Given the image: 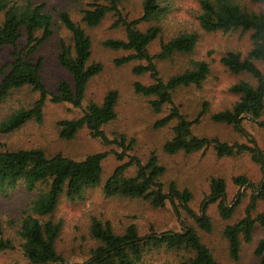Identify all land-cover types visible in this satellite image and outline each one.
<instances>
[{
    "label": "trees",
    "instance_id": "obj_1",
    "mask_svg": "<svg viewBox=\"0 0 264 264\" xmlns=\"http://www.w3.org/2000/svg\"><path fill=\"white\" fill-rule=\"evenodd\" d=\"M121 1L89 0L88 6L82 9L81 20L86 26H94L110 11L118 15L114 23L123 25L125 36L106 38L103 44L129 51L128 54L115 59L118 64L133 59L141 60L142 62L133 66V71L149 72L151 81H136L135 90L152 96L150 103L156 111H161L164 105H169L168 112L155 121L156 126L175 121L172 125V135L163 143L164 151L191 153L197 150L205 151L212 146L217 156L248 152L252 160L260 166L261 179L258 184L253 183L245 174L232 177L239 188L251 189L243 215L223 228L228 253L233 259H237L241 243L252 239L256 224L264 227V212L257 211L258 201L264 203V151L242 126L244 119H252L264 126V120L260 119L264 109V73L256 63L258 60L264 61V11L247 8L236 0H198L197 19L204 31H250L251 46L245 55L238 50L227 49L220 56L221 63L230 72L246 73L252 78H239L232 82L228 90L237 94V99L230 107L211 113L213 121L231 124L237 132L247 138V142H229L217 136L208 137L193 132L192 124L199 121L206 109L205 104L197 116L189 119L173 101V93L179 87L201 85L210 71L209 60L193 59L190 67L171 74L166 79L159 75L156 66V60L193 50L199 33L196 30L180 32L160 41L159 49L150 53L148 45L161 33L159 22L170 11V1L142 0V14L133 19L122 16L119 8ZM0 12V50L4 46H10L9 58L0 66V102L13 90L25 85L38 92V97L29 106H20L3 119L0 130H14L28 120L40 123L43 121V106L47 99L52 102L66 101L81 108L82 112L77 117L61 118L57 121L61 137L70 139L85 126L89 133L102 143H115L122 150H99L82 158H74L59 151L48 155L40 146L0 149V193L23 183L27 190H37L32 200V211L40 216L50 214L61 196L70 201L82 199L88 188L100 184L102 161L109 152H113L122 161L104 180L102 191L105 196L142 198L154 207L163 206L168 201L178 218L182 211H185L194 218L201 230L207 232L213 227L207 210L210 203H217L221 218L228 219L233 215L244 192L236 194L237 199L234 197L228 201L224 177L212 175L209 178L208 191L199 202V210L196 212L191 206L192 194L188 188H179L171 181L167 190L165 189L161 179L165 167L159 162L154 151L143 161L128 152L134 143L133 138H127L122 132H115L113 136L106 132L104 125L116 116V89L108 90L100 102L90 101L83 105L87 83L102 69V64L91 61V38L67 10L57 12L60 23L70 33L69 42L60 41L57 60L69 72L71 81L60 79L53 92L48 91L40 75L42 58L34 56L37 47L53 32L52 14L43 2L33 0H0ZM141 20L153 23L145 29H140L137 23ZM22 29L25 31L26 41L19 44ZM131 165L135 166L134 173L125 174V170ZM180 225V230H151L140 234L136 226L130 223L118 232L109 219L103 220L93 216L89 233L95 240V245L89 249L88 256L78 264H138L147 252L161 246L184 252L172 264H224L214 257L194 225L181 220ZM58 231L59 223L51 219L42 220L32 214L21 218L19 234L27 264L62 261V256L55 246ZM12 246L10 239L0 236V249ZM255 253L260 257V264H264V236L258 239Z\"/></svg>",
    "mask_w": 264,
    "mask_h": 264
},
{
    "label": "rangeland",
    "instance_id": "obj_2",
    "mask_svg": "<svg viewBox=\"0 0 264 264\" xmlns=\"http://www.w3.org/2000/svg\"><path fill=\"white\" fill-rule=\"evenodd\" d=\"M43 2L45 8L53 16V32L36 49L34 56L42 58L40 75L48 91L53 92L60 79L71 81L69 72L58 62L60 41L69 42L70 33L60 23L58 10H67L71 17L79 22L89 34L92 42L91 61L102 64V69L93 75L86 86L83 105L90 101L100 102L104 94L110 89H116L118 98L115 105L116 116L104 125L106 132L113 136L115 132L124 133L127 138H133L134 143L128 152L137 155L143 161L154 151L159 162L164 165L165 171L161 176L164 187L174 181L179 188L186 187L191 191V206L198 212L199 202L208 191V181L212 175L225 178L228 201L242 192L239 203L233 215L228 219L219 216L217 203L208 205V213L212 218L213 227L210 231L201 230L194 218L182 211L178 218L172 211L169 202L154 207L148 201L137 197L105 196L102 185L119 160L115 153L109 152L102 161L101 183L90 187L82 199L70 201L61 196L53 212L47 215H37L31 209L32 200L37 190H27L23 183L17 184L13 189L0 193V236L12 241L13 246L0 249V264H27L21 247L19 234L21 218L32 214L40 219H51L59 223V231L55 246L62 256V261L48 264H78L89 254V249L95 245L90 236L89 224L91 217L109 219L114 229L121 232L127 224H134L140 234L151 230H180V220L192 224L198 230L202 240L212 251L214 257L224 264H260V257L255 253L259 238L264 236V227L256 224L252 239L241 243L239 257L233 259L228 253L227 240L223 235V228L227 223L234 222L244 213L248 201L250 188L236 185L232 177L245 174L253 183L258 184L261 179L260 166L254 162L248 152L234 155L217 156L214 148L210 146L205 151L197 150L191 153L182 151L167 153L163 143L172 135L174 120L164 126H156L155 121L165 115L169 105H164L161 111L152 108V96L138 92L134 83L140 81L149 83V72L136 73L133 66L141 60L133 59L121 64L115 59L129 53L128 50L110 48L103 44L104 39L110 37L123 38L124 27L121 23L115 24L118 15L108 12L104 18L94 26H86L81 20L82 9L89 0H33ZM142 0H122L119 4L122 16L127 19L138 18L142 14ZM171 9L162 18L159 24L162 31L159 36L150 42L148 50L155 53L159 49L160 41L166 40L180 32L196 30L199 33L198 41L193 50L186 53H176L169 58L156 60L159 75L166 79L171 74L190 67L193 59L206 58L210 62V71L200 86L188 85L176 89L173 101L180 111L189 119H193L204 106L198 122L192 124V130L198 135L208 137L217 136L229 142H247L245 135L237 132L231 124L215 122L211 113L230 107L237 99V94L228 90V86L239 78L252 79L246 73H232L220 61V56L227 49H235L245 55L251 46L250 31L240 29L230 31H204L198 24V0H169ZM247 8L264 11V0H236ZM2 13L0 12V21ZM153 22L141 20L137 23L140 29H145ZM26 41L25 31L19 38V44ZM10 46L0 50V66L8 60ZM256 63L264 73V61ZM38 97V92L30 86H23L13 90L0 102V123L12 111L20 106H29ZM81 108L69 102H52L49 99L43 106V121L28 120L18 128L11 131L0 130V149L42 147L46 154L61 152L74 158H82L86 154L99 150L122 151L115 143L104 144L97 137L92 136L83 126L76 134L66 139L59 135L57 121L61 118L77 117ZM264 120V109L260 116ZM243 129L254 138L257 145L264 151V126H260L252 119L242 121ZM127 158V156L125 157ZM135 171L131 165L125 170L130 175ZM245 190V191H244ZM236 194H238L236 196ZM257 211L264 212V203L259 200ZM182 250H169L163 246L154 248L144 255L138 264H172L179 259Z\"/></svg>",
    "mask_w": 264,
    "mask_h": 264
}]
</instances>
